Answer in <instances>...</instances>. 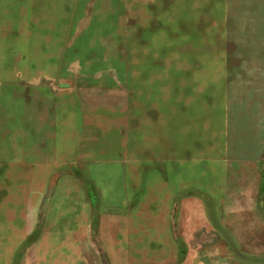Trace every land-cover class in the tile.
<instances>
[{
  "label": "rangeland",
  "instance_id": "1",
  "mask_svg": "<svg viewBox=\"0 0 264 264\" xmlns=\"http://www.w3.org/2000/svg\"><path fill=\"white\" fill-rule=\"evenodd\" d=\"M262 200L264 0H0V264H264Z\"/></svg>",
  "mask_w": 264,
  "mask_h": 264
},
{
  "label": "crops",
  "instance_id": "2",
  "mask_svg": "<svg viewBox=\"0 0 264 264\" xmlns=\"http://www.w3.org/2000/svg\"><path fill=\"white\" fill-rule=\"evenodd\" d=\"M257 210H258V215L260 216V219L264 223V202L262 201H257L256 203Z\"/></svg>",
  "mask_w": 264,
  "mask_h": 264
},
{
  "label": "water",
  "instance_id": "3",
  "mask_svg": "<svg viewBox=\"0 0 264 264\" xmlns=\"http://www.w3.org/2000/svg\"><path fill=\"white\" fill-rule=\"evenodd\" d=\"M60 86H67V84L61 83Z\"/></svg>",
  "mask_w": 264,
  "mask_h": 264
}]
</instances>
